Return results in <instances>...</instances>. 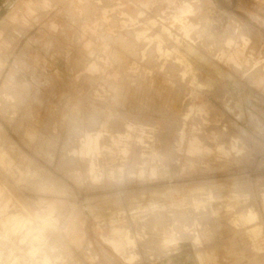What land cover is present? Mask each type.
<instances>
[{
	"label": "rangeland",
	"instance_id": "obj_1",
	"mask_svg": "<svg viewBox=\"0 0 264 264\" xmlns=\"http://www.w3.org/2000/svg\"><path fill=\"white\" fill-rule=\"evenodd\" d=\"M1 158L51 264H264V0H0Z\"/></svg>",
	"mask_w": 264,
	"mask_h": 264
},
{
	"label": "bare ground",
	"instance_id": "obj_2",
	"mask_svg": "<svg viewBox=\"0 0 264 264\" xmlns=\"http://www.w3.org/2000/svg\"><path fill=\"white\" fill-rule=\"evenodd\" d=\"M4 159H0V167L3 169L5 168ZM0 181L3 184L6 183L4 179ZM15 199L17 203H10L9 200L3 203L4 211L0 212V237L3 244L0 248V264H51L52 258L47 257L49 254L54 257L55 254H52L51 249L60 243L57 242L59 239L57 240L56 236L59 234L56 235V224L46 214L42 216L32 214L34 210L30 212L24 200L17 197ZM26 213L33 218L29 219L25 216ZM29 224L30 227L27 226ZM62 243L60 244L67 246L66 242ZM34 248L42 250V256L35 257V261H30L25 254ZM61 252L60 250V254Z\"/></svg>",
	"mask_w": 264,
	"mask_h": 264
}]
</instances>
